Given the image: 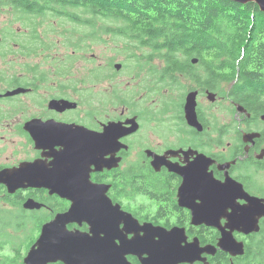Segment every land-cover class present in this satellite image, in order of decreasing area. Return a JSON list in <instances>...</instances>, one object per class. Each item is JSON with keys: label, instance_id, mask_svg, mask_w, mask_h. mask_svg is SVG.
Wrapping results in <instances>:
<instances>
[{"label": "flooded vegetation", "instance_id": "flooded-vegetation-1", "mask_svg": "<svg viewBox=\"0 0 264 264\" xmlns=\"http://www.w3.org/2000/svg\"><path fill=\"white\" fill-rule=\"evenodd\" d=\"M19 35L29 34L9 38ZM0 41L6 45L0 49V174L8 172L13 185L22 182L11 191L0 182V208L20 215L30 246L55 215L87 204L83 193L95 184L102 186L98 195L105 193L111 206L140 225L183 228L186 241L196 238L206 247L205 261L179 264H264V215L247 232L236 219L241 210L253 211L246 207L252 198L264 204L263 98L239 96L234 80L221 78L224 69L210 63L216 60L210 51H177L178 61H190L178 63L156 55L140 62L134 51H113L123 58H111L107 73L86 68L78 82L77 51H62L67 60L54 63L50 54L58 51H23L19 42L15 49ZM61 100L68 105L56 103ZM222 109L227 123L220 121ZM94 156L107 164L96 168L88 159ZM38 181L55 186L27 184ZM226 181L228 202L220 216L194 221L190 207L201 206L211 191L217 196ZM66 227L82 232L89 224ZM127 259L139 264L133 255Z\"/></svg>", "mask_w": 264, "mask_h": 264}, {"label": "trees", "instance_id": "trees-1", "mask_svg": "<svg viewBox=\"0 0 264 264\" xmlns=\"http://www.w3.org/2000/svg\"><path fill=\"white\" fill-rule=\"evenodd\" d=\"M7 8V9H6ZM12 11L16 17L1 34L9 40L18 30L11 27L20 21V31L29 30L20 49L36 51L37 39L56 31L54 24L71 21L90 28L84 33L92 41H103V34L126 40V51L143 47L145 62L156 55L166 63L178 61L177 51H210L216 68H223L221 78L234 80L232 89L239 96L263 98L264 106V12L254 2L231 0H0V12ZM104 20L103 22H99ZM114 24L110 26L107 22ZM49 30L43 29V25ZM67 30L65 32L67 33ZM20 33V32H19ZM22 33V32H21ZM55 35H63L54 32ZM12 39H15L12 38ZM73 47L78 39L64 37ZM75 40V41H74ZM104 42V41H103ZM56 43L44 40V48ZM6 48L0 41V49ZM80 51V48L75 49ZM208 54V52H206ZM141 62V61H140ZM21 217L0 208V264H21L32 241H25Z\"/></svg>", "mask_w": 264, "mask_h": 264}, {"label": "water", "instance_id": "water-1", "mask_svg": "<svg viewBox=\"0 0 264 264\" xmlns=\"http://www.w3.org/2000/svg\"><path fill=\"white\" fill-rule=\"evenodd\" d=\"M231 1L254 2L260 11L264 12V0ZM192 62H197V58H192ZM115 67L118 68L119 64L115 63ZM60 102L68 105L64 100L56 103ZM185 109L194 116L192 106L185 107ZM238 109L242 110L243 108L238 106ZM193 120L194 118L189 117L190 122ZM99 147L102 145L100 144ZM105 153L106 149H103L100 155ZM88 159H92L96 168H101L100 165L106 163L104 158L103 160L94 156ZM108 165L113 166L109 163ZM25 169L26 166L18 168L17 173H22ZM9 175L8 172L0 174V182L4 183L9 191L22 185L20 181H16V185L11 184L7 180ZM12 181L15 182L13 178ZM202 183L205 182L202 181ZM27 184L44 187L55 186L53 183L45 181ZM80 186V183L76 185L77 188ZM101 187V185L95 184L89 186L83 193L87 195L86 200H83L87 204L83 206L72 204L66 212L55 215L52 220L43 224L38 238L26 250L21 264H48L57 261L63 264H133L127 259L128 255L137 257L139 264H179L192 263L197 260L205 261L201 252H204L206 247H201L196 238L189 242L186 241L183 228L175 227L166 230L147 223L140 225L129 213L123 212L118 206H111L105 193L100 191V195H98L97 191ZM218 190L219 194L215 197L211 191V197L203 200L201 206L190 207L194 221L207 222L220 216L219 209L225 208L228 202L227 181L221 183ZM91 194L93 199H90ZM68 196L74 200L72 191ZM182 201L179 200L181 204ZM261 202L262 199L252 198L246 207L247 209L253 207V211L247 213L244 209L236 215L237 224L246 227L244 231L257 229V217L264 215V204ZM80 220L89 224L88 231L81 232L66 227L67 223ZM121 222L124 227L118 228ZM130 232H134V236L127 239ZM155 236L156 239H154ZM115 239H119V243H116ZM223 249L231 251L228 246H224Z\"/></svg>", "mask_w": 264, "mask_h": 264}, {"label": "rangeland", "instance_id": "rangeland-1", "mask_svg": "<svg viewBox=\"0 0 264 264\" xmlns=\"http://www.w3.org/2000/svg\"><path fill=\"white\" fill-rule=\"evenodd\" d=\"M7 9V8H6ZM16 17V15L9 10V12L7 10H2L0 12V36L1 34H4L5 32V28L8 27V25L10 24V22ZM61 23H57L54 24L55 30L59 33H62L63 35H55L54 32H52L51 34H48L46 36H41L39 39H37V42H42L43 45V41L44 40H50L53 41V43H56V46L54 47L52 45L51 48H38L39 51H58L57 53H53L50 55H54V60L50 59V61L54 62V63H62L64 61V57L65 60H67L66 55L68 53L65 54V56H62V51H77L75 49L80 48V51L76 52V68L77 73H78V82L80 81L79 79H81L84 75H82L80 77V75L82 74V72H84V70L86 68H92L94 70L95 73L100 74V73H107L108 68H112V66L108 65L111 58H112V62L114 63L115 61H120L123 56L119 55V54H115L113 51H126L125 47H126V40L122 37H118L115 36L113 34H103V41H92L90 39V43H91V48L86 46L88 44L89 39L84 38V33L86 31L91 30L88 27H85L83 25H79L76 23H72L71 21H62L60 20ZM104 20H100L99 22H103ZM107 22V21H105ZM49 23H45L43 25V28H41L40 31H42L43 29L49 30L48 28H46V25H48ZM108 25L113 26L114 24H111L109 22H107ZM12 28L18 30L20 33H25L28 34L29 30H24V31H20L21 29V23L20 21H15L12 23L11 25ZM67 30V33L65 32V30ZM69 39H78L80 42L78 43L79 46L77 47H73L70 46L71 42L70 41H65L64 37H67ZM29 37L27 35H19L18 37H15V39H11L9 38V42L11 44L12 47H14L15 49L19 48V45L17 44V42L19 43H23V38ZM7 41V42H8ZM75 41V40H74ZM4 48V47H3ZM137 51H144L146 54L151 53V49L148 47H143L141 49H137L136 51H134L136 57H142L140 52ZM139 61L141 62H145L144 58H140ZM62 81V80H61ZM93 93H99V94H94V97H96L98 95L101 94V92L98 89V86H93ZM101 108V104H98V106ZM95 108V107H94ZM111 109H114V107H111ZM224 111L222 109V113L220 112V121L221 123H227L229 121V116L228 115H224L223 114Z\"/></svg>", "mask_w": 264, "mask_h": 264}, {"label": "bare ground", "instance_id": "bare-ground-1", "mask_svg": "<svg viewBox=\"0 0 264 264\" xmlns=\"http://www.w3.org/2000/svg\"><path fill=\"white\" fill-rule=\"evenodd\" d=\"M116 68V67H115Z\"/></svg>", "mask_w": 264, "mask_h": 264}]
</instances>
